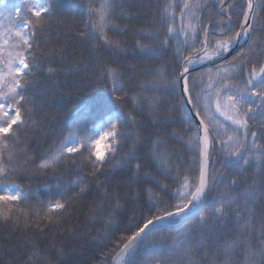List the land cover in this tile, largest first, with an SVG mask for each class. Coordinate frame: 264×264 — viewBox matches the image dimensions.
I'll return each instance as SVG.
<instances>
[{
	"label": "snow or ice",
	"instance_id": "6c2138e0",
	"mask_svg": "<svg viewBox=\"0 0 264 264\" xmlns=\"http://www.w3.org/2000/svg\"><path fill=\"white\" fill-rule=\"evenodd\" d=\"M223 2L220 0L221 5ZM200 6V0L195 3L183 0L180 10L182 18H189L188 27L191 32H185V36L193 41H196L198 33L191 20L193 17L197 21L200 19L193 9ZM246 6L247 10L242 11L243 23L238 21L235 25L240 31L232 34L234 25L229 15L227 23L217 25L219 39L212 40L211 36L217 33L202 27L200 31L204 33V39L199 41V50L193 55H185L187 48H177L173 54L176 68L171 78L157 69L156 78L140 85L142 91L131 95V111L123 110V102L129 98L124 89L129 85L123 82L125 73L121 67L97 63V81L108 89L107 95L97 96L91 103L77 109V118L67 126V135L62 134L55 150L43 155L35 168L29 169L15 163V148L21 143L23 128L37 127L36 122L30 119L36 98L30 99L26 95L33 88V77L40 67L36 55L39 47L35 43L36 33L43 31L55 19H71L75 13H80L88 17L85 21L86 31H81L80 37L93 40V47L102 46L113 54L123 53L126 50L122 43L113 39L109 33L121 31L114 21L118 17H128V13L124 9V0H97V3L90 0L87 7L76 3L72 8H66L64 0H19L11 8L0 4V220L11 222L32 212V207L26 210L23 206L37 199V195L31 190L25 191L16 182L22 176L30 173L52 174L58 181L55 185L47 186L53 196L58 198L41 204L45 218L51 221L53 214L63 215L71 201L86 197L91 192L93 181L89 180V176L98 180L106 172L131 165V175L124 181L126 185L140 184L141 181L153 183L163 195L141 185L140 190L147 194V202L139 215L134 214L127 225L123 226L116 221L117 213L123 208L120 203L122 198L117 193L104 190L103 203L97 204L95 210L107 217L104 220L105 229H112L111 232L103 233L108 244H112L108 259L115 261V264H140L137 254L142 248L152 246L159 251L154 264H264V144L259 142L264 140V125L257 132L251 131L255 125L249 123L257 115L264 116V63H253V55L264 57V52L253 51L252 55L243 53L245 59L233 65V68L239 67V78L243 86L237 93L227 97L231 114L224 110L220 97L223 92L231 93L235 84H224L221 80V87L215 89V111L231 122V128L218 120L212 126L206 119H200L196 124V153L193 160L199 161L196 166L197 175L181 170L179 164L171 161L167 151H161L165 141L160 129H166L171 123L162 114L168 109L158 96L143 95V89L151 88L158 92L164 88L169 95H178L183 105L191 106L190 111L195 116L210 111L212 94L205 93L203 88L197 91L198 81L203 83V75L196 74L194 66L203 64L205 60L223 58L241 41L247 42L250 50L259 47L250 30L254 27L257 9L264 7V0L257 4L253 0H246ZM165 13L175 19L167 8ZM221 13L223 19V8ZM250 17L253 23H249ZM4 20L7 24L3 23ZM181 31H185L183 25L177 34ZM166 32L167 37L161 41L160 49L139 40L135 48L149 58L156 56L160 50L166 51L174 32L171 24ZM141 34L146 35V38H155L151 33ZM184 43L187 44V40ZM195 46V43L187 44L188 48ZM56 54L63 55V50L57 53L54 49L53 55ZM53 71L48 69L49 74ZM231 76V72H228L224 79H230ZM134 79L129 77V80ZM117 104L121 107H117ZM145 112L150 117L148 123L154 129L146 138L150 142L147 158L138 156L136 151L145 137L133 131L145 128L137 119V116ZM184 121L189 123L187 115ZM201 128L202 136L199 134ZM217 128L223 129L222 135ZM167 135L180 138L175 131ZM132 137H135L132 146L118 159L128 139ZM101 144L104 145L103 150L100 149ZM5 149L8 150L7 157ZM216 163H220L224 169H233L231 178H225L223 173L215 169ZM152 165L166 179L172 180V186L163 184L150 171H145ZM61 166H70L77 178L61 183L64 175L58 171ZM250 170L251 176L248 175ZM173 171L175 175H172ZM105 178L107 180L110 177ZM100 186L103 187L102 184ZM221 187L225 191L214 194ZM239 189L242 191H235ZM133 191L129 188L130 193ZM105 208L110 211L105 212ZM35 215L38 216L39 211ZM177 223L182 226L177 228ZM229 224L232 225L231 229ZM173 231L174 236L171 235ZM117 232H120L119 236ZM165 234L171 237V243L165 242ZM108 244L103 246L107 247ZM37 254L38 250L33 249L24 264H32Z\"/></svg>",
	"mask_w": 264,
	"mask_h": 264
},
{
	"label": "trees",
	"instance_id": "16d2710c",
	"mask_svg": "<svg viewBox=\"0 0 264 264\" xmlns=\"http://www.w3.org/2000/svg\"><path fill=\"white\" fill-rule=\"evenodd\" d=\"M89 2L90 0H64V6L72 8L76 3H80L87 7ZM91 2L97 3V0H91ZM189 2L195 3L196 0H189ZM261 2L262 0H256V4ZM18 3L19 0H0V4L6 5L8 8ZM169 5L177 6L169 7ZM200 5L199 8L193 9L200 17L198 21L194 17L191 20V23L196 25L198 33L196 41H193L190 37L185 36V32H191V29L188 27L189 18L187 16L182 18L180 15L183 0H124V9L128 13V17H118L114 23L120 26L121 31L109 33L113 39L120 41L126 50L118 54H113L112 51L106 50L102 46L93 47V40L80 37L79 33L86 31L85 21L88 20L87 15L80 13H75L71 19H55L43 31L37 32L35 43L39 47L36 49V55L40 67L35 71L33 88L26 93L30 99L36 98L30 119L36 122L37 127L29 126L22 129L21 143L15 148V163L21 168H35V164L39 163L43 155L48 154L50 150H55L62 134L67 135V126L77 118V109L84 104L91 103L97 96L107 95L108 89L103 83L97 81V63L110 64L114 67L119 65L125 73L123 82L129 87L124 91L128 93L129 98L123 102V110L128 112L133 107L131 95L142 91L140 85L153 81L156 78L157 69L171 78L172 72L176 68L173 54L177 48L182 50L187 48V51L184 52L185 55H193L199 50V41L204 38V33L200 31L202 27L218 34L217 25L227 23V17L230 15L234 25L232 34L240 31V28L235 25L238 21L243 23L242 11L247 10L246 0H224L223 5L220 0H207V3L205 0H200ZM165 8L168 9V13L174 15V20L172 16L165 13ZM222 8L223 19L221 18ZM3 23L7 24V21L4 20ZM170 24L174 28V32L166 51L160 50L152 58L139 53L135 48V43L138 40L160 49L161 41L167 37L166 29ZM182 25L185 31L177 34V30ZM141 32L154 34L155 38H146V35H142ZM251 32L252 38L259 45L258 48L250 50L246 43L236 55L224 63L196 72L198 75H203V83L198 81L197 91L203 88L205 93L212 94L211 110L199 116L200 119H206L210 126L218 120L221 124L231 128V122L215 111V89L221 87V80L224 84H235L231 93L223 92L220 97L224 110L231 114L230 102L227 97L229 94L237 93L243 86L242 80L239 78V67L233 68V65L237 64V61L245 59L243 53L252 55L253 51L264 52V7L257 9V18ZM217 34L211 36V39H219ZM185 40H187V44L195 43V48H188L184 43ZM54 49L57 53L63 50V55H53ZM253 63H264V57L253 55ZM49 68L54 70L52 74H49ZM228 72H231V78L224 79ZM245 75H247V71H245ZM129 77L135 79L129 80ZM209 84L212 85L211 88L208 87ZM143 95L158 96L168 109L166 113H162L171 120V123L166 129H160L161 137L165 141L161 151H167L171 161L174 164H179L181 170L197 175L196 166L199 161L193 160L196 153L197 132L189 117V123H185L184 116L187 114L179 96L169 95L164 88H160L158 92L151 88L143 89ZM29 107L32 106L29 105ZM117 107H121V105L117 104ZM211 117L214 119H208ZM137 119L145 125L144 129H133L145 137L143 144L136 150L137 155L147 158L150 142L146 138L149 133L154 132V129L148 123L150 117L147 112L137 116ZM249 123L255 125L251 131L258 132V129L264 125V116L257 115L255 120L249 121ZM216 130L221 135L223 134V129L217 128ZM172 131L179 133L180 138L167 135ZM134 139L135 137L128 139L126 146L117 157L118 159L127 153ZM153 139H155L154 136ZM190 139L191 143H189ZM259 142L264 144V140ZM250 143L251 137H249ZM7 151L5 149V157H7ZM132 163L134 164L135 161ZM214 167L223 173L225 178H231L233 169H224L220 163H216ZM209 170H212L211 166ZM58 171L64 174L61 183H67L77 178L70 166H61ZM145 171H150L163 184L172 186V180L161 175L154 165L149 166ZM86 172L87 170H85ZM131 172L130 165L123 169L106 172L105 176L110 177L107 180L105 176H100L98 180L89 176V180L93 181L91 192L86 197L71 201L63 215L53 214L51 221L45 218V211L41 204L58 198L54 197L47 188L48 185L57 184L58 181L54 176L30 173L16 179V182L25 191L31 190L36 193L37 199H32L23 206L26 210L32 207V212L29 215H21L18 220L13 219L11 222L0 220V264H24L33 249L38 250V254L33 257L32 264H115V261L107 258L112 244H108L103 235L105 231L111 232L112 229H105L104 220L107 217L95 210L97 204L103 203L104 190L107 189L109 193H117L122 198L120 203L123 208L117 213L116 221L123 226L127 225L134 214L138 216L147 202V194L140 190L141 185L143 188H152L158 195H163L153 183L141 181L140 184L126 185L124 181L131 175ZM172 175H175L174 171ZM248 175H252L251 170ZM101 184L103 187L100 186ZM129 188L135 191L130 193ZM224 191L225 189L221 187L216 189L214 194H222ZM235 191L239 192L242 189ZM165 199L168 197L165 196ZM37 211H39L38 216L35 215ZM107 211L110 209L105 208V212ZM257 218H259V212ZM175 226L179 228L182 225L177 223ZM231 228L232 225L229 224V229ZM116 235L119 236L120 232H117ZM165 235V242L171 243V237L168 234ZM171 235L174 236L175 232L173 231ZM104 244H108V246L104 247ZM158 256L159 251L148 246L140 250L137 260L140 261V264H154V258Z\"/></svg>",
	"mask_w": 264,
	"mask_h": 264
},
{
	"label": "water",
	"instance_id": "95a60500",
	"mask_svg": "<svg viewBox=\"0 0 264 264\" xmlns=\"http://www.w3.org/2000/svg\"><path fill=\"white\" fill-rule=\"evenodd\" d=\"M253 3L256 4V0H253ZM249 23H252L251 17L249 19ZM242 46H243V44L240 43L231 52L226 53L223 58H216L215 60H206L203 64H197L194 67L196 68L197 71H199V70H202V69H205V68L212 67V66H214L216 64H219L222 61H224V60L230 58L231 56L235 55L242 48ZM190 107L191 106H185L186 113L189 115L190 119L192 120V122H193V124H194V126L196 128V124L199 122L200 118L195 116V113L193 111H190ZM199 134L201 136L203 135L202 128H201Z\"/></svg>",
	"mask_w": 264,
	"mask_h": 264
},
{
	"label": "rangeland",
	"instance_id": "374dc122",
	"mask_svg": "<svg viewBox=\"0 0 264 264\" xmlns=\"http://www.w3.org/2000/svg\"><path fill=\"white\" fill-rule=\"evenodd\" d=\"M103 148H104V145H103V144H101V145H100V149H101V150H103Z\"/></svg>",
	"mask_w": 264,
	"mask_h": 264
}]
</instances>
